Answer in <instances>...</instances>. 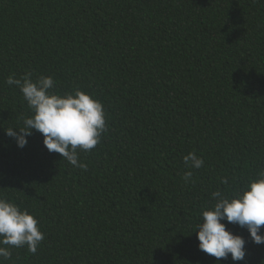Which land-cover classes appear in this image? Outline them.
I'll return each mask as SVG.
<instances>
[{
	"label": "trees",
	"instance_id": "obj_1",
	"mask_svg": "<svg viewBox=\"0 0 264 264\" xmlns=\"http://www.w3.org/2000/svg\"><path fill=\"white\" fill-rule=\"evenodd\" d=\"M27 73L102 102L86 171L34 129L23 148L6 135L31 114L6 79ZM189 152L204 166L185 184ZM261 168L264 0H0V195L44 233L5 264H264L246 228L222 221L246 241L241 261L201 251L193 231L212 192Z\"/></svg>",
	"mask_w": 264,
	"mask_h": 264
},
{
	"label": "clouds",
	"instance_id": "obj_2",
	"mask_svg": "<svg viewBox=\"0 0 264 264\" xmlns=\"http://www.w3.org/2000/svg\"><path fill=\"white\" fill-rule=\"evenodd\" d=\"M6 83L19 88L31 113L22 118V126L7 127L6 135L23 148L34 129L43 135V144L49 152L59 153L70 165L86 171L88 165L80 161L78 150L90 152L107 130L102 102L79 88L57 94L52 91L56 82L50 75H40L35 80L31 73L19 79L10 75ZM183 161L185 168L189 169L183 173V181L189 184L194 182L192 170L202 168L204 160L195 152H189ZM220 183L229 186L230 180L225 176ZM211 195L214 203L201 209L199 221L193 229L198 247L217 260L230 254L233 261H241L246 255V241L228 230L222 221L246 228L253 243L264 244V234H261V226H264V168L234 194L226 195L217 190ZM43 239L44 233L34 215L0 195V264L11 259L13 249L26 247L28 252L35 254Z\"/></svg>",
	"mask_w": 264,
	"mask_h": 264
}]
</instances>
